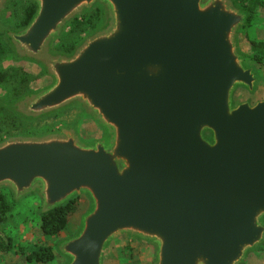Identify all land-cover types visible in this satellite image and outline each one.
Returning <instances> with one entry per match:
<instances>
[{
  "label": "water",
  "instance_id": "obj_1",
  "mask_svg": "<svg viewBox=\"0 0 264 264\" xmlns=\"http://www.w3.org/2000/svg\"><path fill=\"white\" fill-rule=\"evenodd\" d=\"M20 1L36 11L4 39L51 84L11 109L35 121L78 106L102 130L90 145L72 129L0 142V190L38 193L40 214L88 202L55 247L63 264H104L121 237L153 247V264H246L264 248V100L234 101L260 82L238 44L250 14L234 0ZM96 6L101 27L55 53Z\"/></svg>",
  "mask_w": 264,
  "mask_h": 264
},
{
  "label": "rangeland",
  "instance_id": "obj_2",
  "mask_svg": "<svg viewBox=\"0 0 264 264\" xmlns=\"http://www.w3.org/2000/svg\"><path fill=\"white\" fill-rule=\"evenodd\" d=\"M98 9L101 11L100 7L96 6L78 19L85 16L86 20L92 18L93 21L97 15L95 10ZM6 16L7 17L0 20V34L2 35L3 30L12 29L7 23L11 21V16L10 14ZM79 21L84 22L85 20L80 19ZM69 31L70 27L68 26L64 30L61 39H67L69 37ZM85 36L86 34L83 35V37ZM258 40H264V10L262 9L256 11V15L253 17L250 26L241 29L239 32V49L245 55H249L250 42ZM247 65L255 67L260 82L257 86V91L252 95L244 90H238L234 95L236 105L247 101L254 105L264 100V65H259L249 60L247 61ZM3 66L6 69L20 68L22 73L32 77L33 83L30 92L38 91L51 84L50 77L41 66L35 63L25 60L20 61L11 57V59H6L3 62ZM4 96H6V92L0 90V109L9 108L8 103L2 102ZM5 117L4 113H0V127L3 126L4 129H9V123ZM16 118L20 119L18 115ZM2 123L4 125H1ZM29 124L28 126H21L16 131L9 132V136H7L8 134L6 131L1 133L0 136L2 140H0V142L11 137L45 136L48 135L47 133H60L71 129L76 132L80 138V142L84 145H90L102 137V130L99 125L78 106L69 107L49 117ZM23 131L27 132L25 133ZM29 131L34 132L29 133ZM2 190L10 194V196H8L11 202V210L7 213L6 219L3 224L0 225V228L6 239L8 238L11 240L12 250L9 252L4 251L0 240V264H35L27 262L26 258L20 255L18 251L22 248L30 252L36 248L45 246H50L54 253L53 261L46 264H63L65 261L56 253L55 247L60 240L66 239L78 231L80 220L88 210V203L81 205L80 201H78L69 216L66 230L58 237L47 238L41 234L40 230L41 221L39 211L41 201L39 199V194L32 192L27 196L15 199L10 191L6 189ZM147 249L149 250L147 251ZM146 252H149V254H146ZM153 254V248L149 247V245L121 237L110 244L105 258L107 257L106 264H153ZM246 264H264V250L251 255Z\"/></svg>",
  "mask_w": 264,
  "mask_h": 264
},
{
  "label": "trees",
  "instance_id": "obj_3",
  "mask_svg": "<svg viewBox=\"0 0 264 264\" xmlns=\"http://www.w3.org/2000/svg\"><path fill=\"white\" fill-rule=\"evenodd\" d=\"M235 4L242 10L250 14L248 24L245 28L249 27L253 17L256 15L257 10H264V0H234ZM36 11L35 5L30 2L14 0L8 3L5 10L0 15V20L7 17L10 14L11 21L7 22L12 29H19L25 27L32 19ZM96 17L92 21V18L85 19L82 17L80 19L85 20L84 22L79 21L76 18L68 26L70 27L69 37L67 39H59L53 45V51L55 53L69 55L71 54L88 36L92 35L98 28L101 27L103 23V13L95 10ZM102 16V17H101ZM6 23V24H7ZM86 34L85 37L83 35ZM13 57V51L9 43L4 39V36L0 34V90L6 92V96L2 99V102L8 103L9 108L0 109V113H4L5 119L8 120L9 129H4L3 126L0 127V134L5 132L8 134L11 131H16L21 126H28L31 122L25 119L16 118L17 114L11 109V105L28 94L31 91V85L33 83V78L29 77L27 74L22 73L20 68H9L6 69L3 66V62L6 59H11ZM247 60L252 61L259 65H264V40L251 41L250 42V53L246 55ZM16 115V116H15ZM1 125H4L3 123ZM27 132V131H23ZM34 131H29V133ZM54 134V133H47ZM9 136V134L7 135ZM34 137H40L34 135ZM0 140H2L0 136ZM2 142V141H1ZM10 194L7 191H0V225L5 221L7 213L11 210V202L9 200ZM79 199L72 200L69 204L59 207L57 209L51 210L45 214H40V230L41 234L47 238H54L60 236L68 226V219L75 205L78 203ZM2 248L4 251H11V240L7 238V242L2 241ZM264 248H260L259 251H263ZM258 251V252H259ZM18 253L26 258L29 263L35 264H46L53 261L54 253L50 246L39 247L33 251L28 252L26 249L20 248Z\"/></svg>",
  "mask_w": 264,
  "mask_h": 264
},
{
  "label": "crops",
  "instance_id": "obj_4",
  "mask_svg": "<svg viewBox=\"0 0 264 264\" xmlns=\"http://www.w3.org/2000/svg\"><path fill=\"white\" fill-rule=\"evenodd\" d=\"M252 67H254V66H252ZM255 68V67H254ZM79 201H80V204L81 205H85V203H88L85 199H79ZM88 206H89V204H88ZM139 243V242H138ZM141 244H143V243H141ZM146 245V244H145ZM149 247H151V246H149ZM151 248H153V247H151ZM149 249H147V251H148ZM153 251H154V248H153ZM151 252V251H150ZM146 254H149V252L147 253L146 252ZM153 256H154V254H153ZM106 261H107V257L106 258H104V264H106Z\"/></svg>",
  "mask_w": 264,
  "mask_h": 264
}]
</instances>
